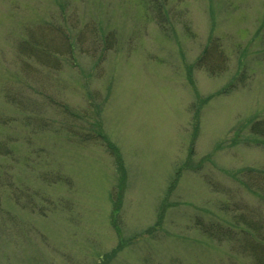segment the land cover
I'll return each mask as SVG.
<instances>
[{
    "label": "rangeland",
    "instance_id": "374dc122",
    "mask_svg": "<svg viewBox=\"0 0 264 264\" xmlns=\"http://www.w3.org/2000/svg\"><path fill=\"white\" fill-rule=\"evenodd\" d=\"M210 33L214 76L192 68ZM262 39L264 0H0V264H99L121 238L107 264H257L228 224L252 216L264 242V179L241 172L264 152L230 144L264 107Z\"/></svg>",
    "mask_w": 264,
    "mask_h": 264
},
{
    "label": "trees",
    "instance_id": "16d2710c",
    "mask_svg": "<svg viewBox=\"0 0 264 264\" xmlns=\"http://www.w3.org/2000/svg\"><path fill=\"white\" fill-rule=\"evenodd\" d=\"M165 3L166 2L164 1V3L160 6V8H159V4H158V7L156 8V12L158 13V16L160 18H161V16L166 18V16H165L166 14H164L165 13V10H164V4ZM32 36H33V34L27 35L26 37L22 38L19 43H16V46H18L17 49L21 51L20 53L24 57H27L26 53L30 56H33V53H35V47L32 49V46H33L32 43L34 41V38ZM213 38L214 37H213L212 33H210L208 36L207 42H205V44L203 46L201 55L199 57H197V59H195V61L193 62V65H192V68L193 67L203 68L209 75H212V76L220 75L224 71H226L227 70V62H228V59L224 56V53L219 50L218 44L215 41V39H213ZM262 40H264V39H262ZM36 43H39V42H36ZM40 44H41V40H40ZM66 46H68V48L66 50L69 51V44L68 45L66 44ZM261 47L264 48V43L261 45ZM47 48L41 47V50H42V51H40L41 55L44 53L45 54L48 53V55L50 53H58L57 51H53L52 47L49 48L48 45H47ZM261 58H262V56H261ZM262 59H264V53H263ZM248 62H249V60L247 61L246 55L244 57L243 56L240 57L239 63H238L239 65H238L236 72L232 75L231 79L226 83V85H224V87H222L221 89H219L217 91V92H219V95L224 94V93L233 92L234 90L237 89L238 83L244 82L245 78L247 77V75L245 74V71H246V65ZM190 71H191V69L189 70L188 73H190ZM217 92L212 93V94L206 96L205 98H202L199 101V106L206 104L210 99L217 96L218 95ZM17 102H19V100L14 102V103H17ZM96 126L99 127L98 122H96ZM99 134L100 135L102 134L101 131ZM101 136H102L103 140H105L107 146H110L109 148L112 149V152L115 155L114 157L118 156L117 155V149H115V147H112L111 143L108 142V140L106 139V136L105 135H101ZM239 137H241V139ZM240 142H242V144L245 146L252 145L254 147H259L260 150H262L264 152V107L261 111H259L257 109V111L254 112L251 116L247 117L244 121L239 123L238 130L235 131V135L233 136V140L230 141V144H235V143H240ZM117 170H118V173L120 174V176L118 178L120 183H119V186H117V191H114L111 193L113 196H114V194H116V197L113 200V206H114L113 209L115 210V214L113 212H111L110 218H111L112 224L118 228L117 225H119V223L117 222V220H118L117 216H119L118 214L120 212L119 205L122 201L121 191H122V186L125 185L124 177L126 174L124 166H123V162H120L119 164H117ZM241 172L254 175V177H256L260 181V184L262 185L264 178L260 175V172L264 173V169H260V168H256V169L255 168H247L246 169V168H243V169H241ZM263 188H264V186H263ZM163 211L164 210H160V212H159V217H158L159 220H161V217L163 215ZM231 219H232V221H231V223L228 224L229 226L240 227L241 230L245 232V234H243L245 236V242H244L243 247L241 248V251L244 254L247 253L248 256L252 257L254 259L253 261L256 262L257 264H264V261H263L264 259L262 258V256H260V255L258 256L256 254L257 244L264 247V242L257 241V242H252L249 245V239H248V237L251 235L259 234L258 232L260 231V228H263L261 226V223L259 221H256L254 219V217H252V216L249 217V219L245 216L244 217H231ZM239 223H243L242 225H245V226L243 227V226L239 225ZM231 227H228V228H231ZM217 234L227 236L226 230H224V231H218L217 230ZM122 241L123 240L121 238V240H119V244L117 246L113 247L110 251L103 253L101 255L102 260L99 264H107L110 259H112L114 256H116L117 253L121 249V246H122L121 242Z\"/></svg>",
    "mask_w": 264,
    "mask_h": 264
}]
</instances>
